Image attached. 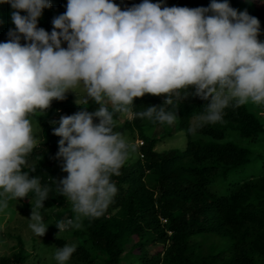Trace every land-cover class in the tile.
Wrapping results in <instances>:
<instances>
[{
    "label": "clouds",
    "instance_id": "obj_1",
    "mask_svg": "<svg viewBox=\"0 0 264 264\" xmlns=\"http://www.w3.org/2000/svg\"><path fill=\"white\" fill-rule=\"evenodd\" d=\"M0 3L14 9L16 26L9 41L0 43V209L33 193L29 228L38 237L48 230L41 209L49 189L30 177L35 168L26 157L38 141L29 117L44 114L53 100L76 92L83 109L53 122L58 123L54 135L61 137L56 158L68 174L57 180L58 188L75 214L55 223L57 238L69 228L80 229L82 218L101 217L117 195L111 177L121 174L140 147L115 130L117 115L175 123L177 112L163 106L134 112L136 98L164 96L163 105L173 106L180 90L192 89V97L208 102L196 117L200 126L222 122L230 106L264 105L260 21L227 0L198 8L143 0L127 10L112 0H67L66 12L52 21L51 34L38 28L44 9L52 7L50 0ZM89 99L100 106L95 112L84 106ZM196 130L188 129L191 134ZM76 251V245L66 243L54 259L66 264Z\"/></svg>",
    "mask_w": 264,
    "mask_h": 264
},
{
    "label": "trees",
    "instance_id": "obj_2",
    "mask_svg": "<svg viewBox=\"0 0 264 264\" xmlns=\"http://www.w3.org/2000/svg\"><path fill=\"white\" fill-rule=\"evenodd\" d=\"M263 1L255 0L245 9L241 0H227L232 8L247 10L260 21V38L264 37V5L259 8ZM112 2L121 10H127L143 0L123 6L120 0ZM150 2L162 3L165 7L198 8L209 7L212 0ZM50 3L52 7L44 9L38 20V28L49 34L53 31V19L66 12L67 0H50ZM13 11L10 4L0 3V43L8 42L9 31L15 30L11 19ZM21 43L27 41L22 38ZM62 46L67 48V42H62ZM164 99V96L146 94L135 99L133 111L163 106L177 112L176 127L186 131L185 148L157 152L155 144L170 132L161 136L148 135L144 126L152 128L165 124L138 117L125 120L124 127L131 134L138 132L143 139V145L138 148V154L143 157L129 158L121 174L111 177L118 188L117 195L101 217L84 219L87 230L79 233L84 237L76 244L77 251L71 258L79 263L93 264L102 256L105 264H119L124 245L133 240V248L139 250L132 255L133 259L137 258V264H264V172L231 185L223 193L211 190L213 182L225 179L228 172L243 168L249 162L248 149L226 139L227 135L233 133L251 142L264 130L261 124L245 105L230 106L224 110L222 122L200 126L199 121L195 126L199 137L193 138L188 131L190 120L202 113L208 102L192 97V89L180 90V98L173 97V106L163 105ZM54 108L63 109L64 116L83 110L75 95L66 94L63 101L53 100L44 114L37 112L29 117L32 124L39 123L43 130L44 141L35 146L26 159L30 161V168H35L30 177H38L41 188L49 189L45 208L70 204L61 195L57 183L68 174L62 170L63 161L56 158L61 137L54 135L53 130L58 123L50 125L47 120ZM260 158L264 170V155ZM23 171L28 172V169ZM33 196L29 193L28 199ZM112 206L117 208L116 212L107 215ZM61 212L54 211L52 215L60 218L64 214L70 216L73 211L64 208ZM161 219H165L164 224ZM199 238L204 239L197 241ZM206 238L208 246L202 250L198 246H202ZM146 239L163 244V249L147 256L143 249ZM52 241L59 247L66 244L63 239ZM21 258L23 256L18 255L16 260Z\"/></svg>",
    "mask_w": 264,
    "mask_h": 264
},
{
    "label": "rangeland",
    "instance_id": "obj_3",
    "mask_svg": "<svg viewBox=\"0 0 264 264\" xmlns=\"http://www.w3.org/2000/svg\"><path fill=\"white\" fill-rule=\"evenodd\" d=\"M120 1V4L123 6L131 1L139 3L141 0ZM254 2L255 0H252L251 3H249V0H241V6L247 9L251 6L252 3L254 4ZM263 5L264 1L262 3L260 2L259 8H262ZM258 39L261 42H264V37H258ZM78 91L83 94L82 86ZM67 94L75 95L77 97V101L81 99V96L76 92L70 91ZM84 106L87 107V110L89 112H95L100 107L91 99H89L88 105ZM245 107L257 118V120L261 124L262 129H264V105H256L249 102L245 105ZM52 112V115L47 118L50 125H54V121L57 122L62 116H64L63 109L54 108ZM125 120L131 119H129L126 115H119L116 119L118 128L115 130L124 132L129 141L135 142L138 147L141 146L142 141L138 136V132L135 131L131 134L130 131L123 125V122ZM94 122L98 123V119H96ZM176 123L177 119L172 125L165 124L163 126H156L152 128H148V126L146 125L144 126L146 128L144 132L148 135L161 136L170 132V135L162 137V140L155 144L154 150H156L157 152H164L170 149L185 148L186 131L182 129L179 130L176 127ZM198 123L199 121L196 117L190 120V126L192 127H195L196 125H198ZM32 126L34 135L36 136L38 141L37 145H39V143L44 141L42 137L43 130L41 129L40 124L37 122L33 123ZM192 137L196 138L199 136H197V134L195 133L192 134ZM226 139H229L243 147H246L249 151L247 156L249 162L243 168H237L228 172L225 179H218L217 181L213 182L214 186L212 185L213 188H211L213 192L214 190H216L220 193H223L231 185L238 184L251 175L256 176L264 172L261 167L262 159L260 158V155H264V130H262L256 137V139L251 142L245 141L244 139L241 140L237 137V135L233 133H229ZM137 156H139L140 158L143 157L142 155H139L137 151L136 153H131L129 158L136 159ZM120 194H122V192ZM28 198L29 197H25L21 200H9L8 207L6 209H0V264H57V261L54 259V254L59 246L55 245V243L52 241L53 239H57L59 233V229L56 227L55 223L60 220L74 218L75 214L73 212L70 216H66L64 214L62 215V217H60L61 219L52 215L54 211L62 213L61 211H64V208H71L70 204L62 205L58 208L47 207L45 209H42V219L44 224L48 226V230L44 236L38 237L29 228V224L31 223L30 217L32 213V205L31 200H29ZM0 199H3V197H0ZM25 203H28L27 206H24ZM116 210L117 208L113 207L111 211L107 212V215L114 214ZM84 219L86 218H82L81 220L82 226L80 229L69 228L67 231L61 233L58 239L65 240L69 245H76L79 240L84 237V235L80 234L86 233L85 231L87 230ZM161 221L163 224L165 223V219H161ZM76 232L78 234L75 235ZM203 239L204 238H199L197 239V241H202ZM207 243L208 240L206 238L202 246L198 247L200 249L203 248L202 250H206V247L208 246ZM132 244L133 240H130L127 244L124 245L123 253H121L120 255L121 259L119 264H131L132 262L133 264H137V258L133 259L134 257L132 255L137 254L139 250L134 249ZM143 249L145 250L146 255L150 256L154 253L160 252L163 249V244L153 241L150 242L146 239L145 243H143ZM18 255L23 256V258L19 259L20 261L16 260V257ZM104 259L105 258L100 256V258L96 259L93 264H105ZM66 264L84 263H79L75 260V258H70V260L67 261Z\"/></svg>",
    "mask_w": 264,
    "mask_h": 264
}]
</instances>
